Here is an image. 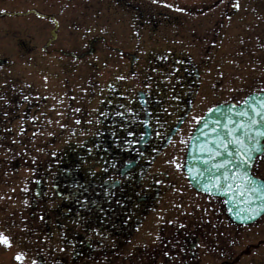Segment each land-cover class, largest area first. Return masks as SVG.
Wrapping results in <instances>:
<instances>
[{"label":"flooded vegetation","instance_id":"flooded-vegetation-1","mask_svg":"<svg viewBox=\"0 0 264 264\" xmlns=\"http://www.w3.org/2000/svg\"><path fill=\"white\" fill-rule=\"evenodd\" d=\"M155 14L149 10L140 14L143 29ZM156 48L140 60L128 54V68L117 86L106 83L93 118L81 126L80 141L77 128L69 137L75 138L72 144L55 149L53 159L49 150L48 160L42 157L30 166L26 224L13 229L15 238L27 243L31 261L264 264V247L257 245L264 214L254 223L235 224L224 201L195 191L183 171L187 139L195 118L205 111L195 109L194 97L207 62ZM0 104L7 106V116L18 106L14 98ZM82 115L84 119L86 113ZM8 131L10 137L13 131ZM141 133L148 135L138 146ZM261 169L258 156L250 171L264 178ZM78 189L85 203H97L87 208L77 203ZM4 227L0 217V228Z\"/></svg>","mask_w":264,"mask_h":264},{"label":"rangeland","instance_id":"rangeland-1","mask_svg":"<svg viewBox=\"0 0 264 264\" xmlns=\"http://www.w3.org/2000/svg\"><path fill=\"white\" fill-rule=\"evenodd\" d=\"M146 10L157 13L147 30ZM156 46L207 62L196 110L238 102L264 89V0H0V103L18 105L8 116L0 107V232L11 240L0 243V264H32L13 229L26 224L30 166L72 144L77 128L80 141L106 83L117 86L128 68V54L140 60ZM262 161L264 174V152Z\"/></svg>","mask_w":264,"mask_h":264},{"label":"snow or ice","instance_id":"snow-or-ice-1","mask_svg":"<svg viewBox=\"0 0 264 264\" xmlns=\"http://www.w3.org/2000/svg\"><path fill=\"white\" fill-rule=\"evenodd\" d=\"M153 2L156 3L158 0H153ZM159 2L162 3L163 0H159ZM166 6L174 7V5ZM236 7H239V5L237 4ZM178 11H183V9H178ZM243 103L251 109V114L243 109L234 111L235 105L228 106L227 112L221 113L224 120L222 127L226 130V135H216L212 141L205 142L198 148L199 152L207 153V156L198 157L197 159L200 160V163L210 166L202 171L197 169L195 172L192 168H189L188 173L193 175V178H195V175L205 178L207 182L203 183L201 191L207 193L210 197L213 193H232L233 195L229 196V200L225 201V203L235 200L247 207L239 208V210L230 208L229 211L234 212L238 219L242 218L241 213H248L243 218L252 219L254 216L259 215L260 211L264 210V178L258 177L250 171L256 156L264 151L261 147L262 142H264V99H259L257 96L245 97ZM128 111L132 110L128 109ZM232 115L246 119L234 121L231 118ZM195 119L199 121L200 118L196 117ZM143 123L147 125L148 121L145 120ZM214 123L220 125L221 121L216 120ZM205 127L207 128L208 125H205ZM212 131L215 132L216 129L213 128ZM131 134L129 132V135ZM97 135H99V132ZM147 135L148 133H141L142 138ZM181 143H184V141H181ZM209 143L214 144L215 147H210ZM230 146L232 147L230 148ZM221 150L228 157L227 159L217 160V157L221 156ZM52 155L55 156L56 153L53 152ZM176 167L180 168L181 165L177 164ZM157 183H160V181H157ZM88 187H91V185ZM84 190L87 191V188ZM104 192L108 193V189L105 188ZM81 197L82 193L78 189L74 198L77 203L85 208L89 206V203L93 205L97 203L95 200L85 203V200ZM77 222L82 223L79 218H77ZM169 223L172 222L169 221ZM93 231L95 230L93 229ZM103 235L102 233L101 236ZM0 243L10 246V237L0 232ZM60 250L63 251L62 248ZM23 255V253H17L15 258L22 260ZM32 264H37V261L33 259Z\"/></svg>","mask_w":264,"mask_h":264},{"label":"water","instance_id":"water-1","mask_svg":"<svg viewBox=\"0 0 264 264\" xmlns=\"http://www.w3.org/2000/svg\"><path fill=\"white\" fill-rule=\"evenodd\" d=\"M0 63H2V61H0ZM251 96H257L259 99H264V91L263 92H259V93H252L249 94L246 97H251ZM244 101V100H243ZM243 101L238 104L235 105V110L234 111H240L241 109L245 110V111H249V113L251 114V109L245 105L243 103ZM234 104H227V105H220L218 107H215L213 109H211V111H209L206 116H204L197 128L193 131L191 137H190V141L188 143V147H187V154L185 157V164H184V170L186 172L187 178L190 182V184L197 189L198 191H201L202 185L203 183H206L207 181L205 180L204 177H201L199 175H195V178H193V175H190L188 173V169L192 168L195 172V170L199 169V170H203L206 167H209L210 165H205L200 163V160L197 159L198 157H205L207 156V153H201L198 151V148L201 144L205 143V142H209L212 141L214 139V137L216 135H226V130L222 127L224 120H223V116L221 115V113H226L227 112V107L228 106H232ZM234 121L235 120H239V119H246L244 117H237L235 115H232L231 117ZM216 120H220L221 124L217 125L214 123V121ZM205 125H208V127L206 128ZM229 127H231V125H229ZM215 128L216 131L213 132L212 129ZM201 133H203V135H201ZM146 140V137L144 138H140L139 142H138V146H141V144ZM210 147H215L214 144L209 143ZM232 146H230L231 148ZM261 147L263 148V142L261 144ZM228 157L223 153V151L221 150V156L217 157V160L220 159H227ZM202 192V191H201ZM212 195L214 196H218V197H222L224 199V201L229 200V196H232V193H228V194H224V193H213ZM259 203V202H257ZM225 207L227 210V213L230 217L231 220H233L234 222L237 223H249L251 222L254 218H256L258 215L254 216L252 219H245L243 217L247 216L248 213H241V217L240 219L236 218V215L234 212H230L229 209L230 208H236L237 210H239V208H244L247 207L246 205L243 204H239L237 201H230L229 203H225ZM263 211V210H262ZM260 211V213L262 212ZM260 215V214H259Z\"/></svg>","mask_w":264,"mask_h":264}]
</instances>
